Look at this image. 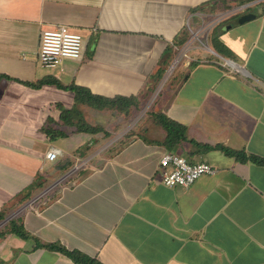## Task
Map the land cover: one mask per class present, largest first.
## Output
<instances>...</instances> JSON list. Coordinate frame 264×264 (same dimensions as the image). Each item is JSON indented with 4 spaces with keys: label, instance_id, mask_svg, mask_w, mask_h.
<instances>
[{
    "label": "crops",
    "instance_id": "0c3cea01",
    "mask_svg": "<svg viewBox=\"0 0 264 264\" xmlns=\"http://www.w3.org/2000/svg\"><path fill=\"white\" fill-rule=\"evenodd\" d=\"M245 14L255 17L239 22ZM61 25L83 34L82 55L43 67L40 35ZM0 76V264H86L40 243L103 264H264V0H0ZM164 76L175 82L137 132L70 170L99 136L63 110L88 123L83 108L104 111L70 86L137 108ZM152 113L185 138L167 147ZM170 151L215 172L166 186Z\"/></svg>",
    "mask_w": 264,
    "mask_h": 264
},
{
    "label": "built area",
    "instance_id": "2783aa9c",
    "mask_svg": "<svg viewBox=\"0 0 264 264\" xmlns=\"http://www.w3.org/2000/svg\"><path fill=\"white\" fill-rule=\"evenodd\" d=\"M83 48V34L69 26L61 25L53 29H46L40 35L38 62L43 67L55 68L66 58H80ZM58 155L59 150L53 149L48 152L47 158L53 161ZM160 165L164 168L162 183L170 187L176 185L189 187L202 175L215 172L209 162L192 163L184 156L172 151L163 155Z\"/></svg>",
    "mask_w": 264,
    "mask_h": 264
},
{
    "label": "rangeland",
    "instance_id": "374dc122",
    "mask_svg": "<svg viewBox=\"0 0 264 264\" xmlns=\"http://www.w3.org/2000/svg\"><path fill=\"white\" fill-rule=\"evenodd\" d=\"M175 79V76H164L163 80H161L159 84H157L155 88L151 90L150 103H142L141 105H143V107L141 105L137 108H134L135 106H132L130 109L132 112L130 111V113L126 115L117 112V110L113 111V107L111 108V106H109L108 108H103L104 111H96V109L94 108L82 107L87 117L89 116V114H91L92 116H90V118H87L90 121L89 123L97 124V126H100L103 130H101V132H98L99 138L96 142L93 143V146H86L85 148L78 150L79 155L77 156H79L80 159L73 160L72 164L70 165L71 168L69 167L70 170H78L83 167L87 168L86 161L91 158V155H105L108 152L115 151L121 143L127 142L128 139H130V137L134 135L133 132H137L132 128L133 125L138 122L148 120L146 118H149V114L151 113L150 111L153 108L152 105L154 104L155 98L168 85L173 84L175 82ZM52 122L53 120L48 119L49 127H51V125H54ZM86 150L88 152H86ZM7 167L8 171L14 170V167L12 165H8Z\"/></svg>",
    "mask_w": 264,
    "mask_h": 264
},
{
    "label": "trees",
    "instance_id": "16d2710c",
    "mask_svg": "<svg viewBox=\"0 0 264 264\" xmlns=\"http://www.w3.org/2000/svg\"><path fill=\"white\" fill-rule=\"evenodd\" d=\"M4 76H0L2 78ZM71 89H73L77 94V100L87 103L90 106L96 107V108H108L111 106L114 109H117L119 111H127L132 106L136 105L137 102L134 101L135 97L129 98L126 96H116L114 98L110 97H104L101 95H97L92 93L89 89L79 87V86H70ZM155 121L162 125L168 132V135L164 141V144L167 147L174 146L179 140L185 138V127L181 125L180 123L174 121L173 119L167 117L163 113H154L153 114ZM62 117L68 121V123L75 124L79 131H85V132H91V133H97L101 132L103 130L100 126H93L90 125L86 120L84 119V115L80 110L77 108L72 109H64L62 113ZM47 132H52L51 129H46ZM226 153L229 155L237 156L243 161L249 159V157L245 153L241 152H235L230 149H225ZM260 162L264 163V160H259ZM11 231L16 233L17 235L27 238L28 233L26 232L24 226H21L17 224L15 221H12V227ZM41 246H46L51 249H59L63 252H65L67 255L72 257L77 263H86V264H103L100 261H97L94 258H91L86 255H82L78 251H70L68 249H64L57 244H42Z\"/></svg>",
    "mask_w": 264,
    "mask_h": 264
},
{
    "label": "water",
    "instance_id": "95a60500",
    "mask_svg": "<svg viewBox=\"0 0 264 264\" xmlns=\"http://www.w3.org/2000/svg\"><path fill=\"white\" fill-rule=\"evenodd\" d=\"M254 17H255L254 14H245V15H243V16H241V17L239 18V22L244 23V22H246V21L251 20V19L254 18Z\"/></svg>",
    "mask_w": 264,
    "mask_h": 264
}]
</instances>
